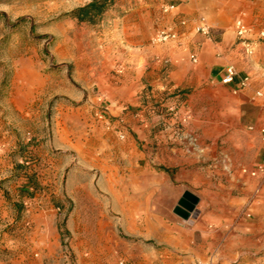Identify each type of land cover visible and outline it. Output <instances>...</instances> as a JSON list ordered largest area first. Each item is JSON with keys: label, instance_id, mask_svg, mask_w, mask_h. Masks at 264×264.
I'll return each instance as SVG.
<instances>
[{"label": "rangeland", "instance_id": "obj_1", "mask_svg": "<svg viewBox=\"0 0 264 264\" xmlns=\"http://www.w3.org/2000/svg\"><path fill=\"white\" fill-rule=\"evenodd\" d=\"M92 1L0 0L2 264L156 261L169 228H193L199 197L215 196L205 171L264 180V59L235 92L196 84L155 41L168 30L145 0H116L95 24L69 16ZM185 192L197 204L181 219ZM262 200L250 187L240 218Z\"/></svg>", "mask_w": 264, "mask_h": 264}, {"label": "crops", "instance_id": "obj_2", "mask_svg": "<svg viewBox=\"0 0 264 264\" xmlns=\"http://www.w3.org/2000/svg\"><path fill=\"white\" fill-rule=\"evenodd\" d=\"M145 1L151 22L157 21L158 25H163L176 35V39L169 42L172 45L168 56L171 60H181V69L189 81L196 84L202 81L205 86L235 92L243 76L256 74L258 59H264V46L256 45L254 54L245 56L233 35V25L238 19H243L250 32L247 39L255 37L264 28V0ZM162 5L174 6L164 18L156 13ZM202 22L214 35L211 39L196 32V27ZM191 57L195 58V62L189 61ZM228 66L234 68L236 78L231 85L222 86L221 79ZM198 76L203 77L199 79ZM261 143L264 145V137ZM263 156L264 153L257 154L256 166ZM245 171L247 175L243 178H239L238 174H234L233 178H225L220 169L216 170V178H213L205 171L208 175L202 179L201 184L215 188V196L199 197V208L196 210L198 219L193 228L170 227L163 239V257L153 261L149 258L150 254H146L134 263L264 264L263 200L251 206V219L240 218V210L249 197V188L256 184L264 187V180L255 178L256 169L248 168ZM226 187L246 189L230 197V202L226 203L225 196L229 194ZM213 198L218 201L214 202ZM227 221L233 227L228 234L223 232ZM11 264H20V261Z\"/></svg>", "mask_w": 264, "mask_h": 264}, {"label": "built area", "instance_id": "obj_3", "mask_svg": "<svg viewBox=\"0 0 264 264\" xmlns=\"http://www.w3.org/2000/svg\"><path fill=\"white\" fill-rule=\"evenodd\" d=\"M174 9L173 5H167L162 8L163 13H169L171 10ZM196 32L199 34L209 37L210 36V28L205 24L201 23L199 26L196 27ZM233 32L235 37L239 40V44L242 47L243 53L245 55H252L253 54V42L249 39H247L249 35V28L245 25L243 19H238L235 21L233 25ZM259 39H264V29L261 30L258 34ZM176 39V35L172 32H167V31H160L157 33L155 41L158 43H166L170 41H174ZM191 61L195 62V58L191 57ZM236 78V74L234 71V68L232 66H228L225 69V75L221 79V84L223 86H229L232 83H234ZM248 78H241L238 82L237 90L243 89L247 85ZM260 95V94H258Z\"/></svg>", "mask_w": 264, "mask_h": 264}, {"label": "trees", "instance_id": "obj_4", "mask_svg": "<svg viewBox=\"0 0 264 264\" xmlns=\"http://www.w3.org/2000/svg\"><path fill=\"white\" fill-rule=\"evenodd\" d=\"M116 0H93L89 4L77 8L70 13V17L78 23L95 24L103 14L109 10ZM159 171L169 173L168 170L158 168Z\"/></svg>", "mask_w": 264, "mask_h": 264}, {"label": "water", "instance_id": "obj_5", "mask_svg": "<svg viewBox=\"0 0 264 264\" xmlns=\"http://www.w3.org/2000/svg\"><path fill=\"white\" fill-rule=\"evenodd\" d=\"M197 204V198L192 194L185 192L174 209V214L181 219H187Z\"/></svg>", "mask_w": 264, "mask_h": 264}, {"label": "bare ground", "instance_id": "obj_6", "mask_svg": "<svg viewBox=\"0 0 264 264\" xmlns=\"http://www.w3.org/2000/svg\"><path fill=\"white\" fill-rule=\"evenodd\" d=\"M236 132V131H235ZM264 211V210H263Z\"/></svg>", "mask_w": 264, "mask_h": 264}]
</instances>
